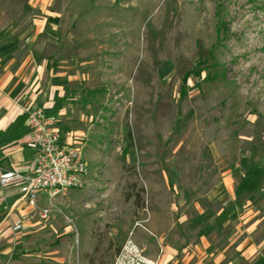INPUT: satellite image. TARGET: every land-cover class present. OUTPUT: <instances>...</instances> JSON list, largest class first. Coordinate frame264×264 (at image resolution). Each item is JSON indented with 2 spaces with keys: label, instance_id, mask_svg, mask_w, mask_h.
I'll return each mask as SVG.
<instances>
[{
  "label": "rangeland",
  "instance_id": "rangeland-1",
  "mask_svg": "<svg viewBox=\"0 0 264 264\" xmlns=\"http://www.w3.org/2000/svg\"><path fill=\"white\" fill-rule=\"evenodd\" d=\"M3 31L89 168L42 196L20 264H175L223 246L247 198L264 236V0H0Z\"/></svg>",
  "mask_w": 264,
  "mask_h": 264
},
{
  "label": "crops",
  "instance_id": "crops-1",
  "mask_svg": "<svg viewBox=\"0 0 264 264\" xmlns=\"http://www.w3.org/2000/svg\"><path fill=\"white\" fill-rule=\"evenodd\" d=\"M19 49L21 44L14 37H7L6 31L0 34V175L9 170L27 172L33 167L34 152L27 146L31 130L23 113L26 103H35L44 107L47 114L58 115L65 141L80 143L82 136L61 125L64 113L57 110V99L62 90L55 86L52 75L47 77L44 65L33 57L18 55ZM230 180L233 178L224 179L227 189ZM40 201L45 204L46 197ZM240 206L239 224L223 246L212 247L214 238L202 236L201 243L190 251L183 250V257L175 264H264V236H259L262 218L255 212L250 198ZM34 214L37 213L28 207L16 187L0 184V264H20L22 239L36 233L31 228L40 223ZM19 218L26 228L17 232L13 226Z\"/></svg>",
  "mask_w": 264,
  "mask_h": 264
},
{
  "label": "built area",
  "instance_id": "built-area-1",
  "mask_svg": "<svg viewBox=\"0 0 264 264\" xmlns=\"http://www.w3.org/2000/svg\"><path fill=\"white\" fill-rule=\"evenodd\" d=\"M23 113L31 130L27 146L34 152L33 167L27 172L9 170L2 173L0 184L16 187L28 207L36 210L43 195L51 202L61 193L83 188L89 174L88 160L78 142L63 139L58 115H49L44 107L32 102L23 106ZM51 213L50 207H43L40 217L48 219ZM25 228L22 218L15 221L14 231Z\"/></svg>",
  "mask_w": 264,
  "mask_h": 264
}]
</instances>
